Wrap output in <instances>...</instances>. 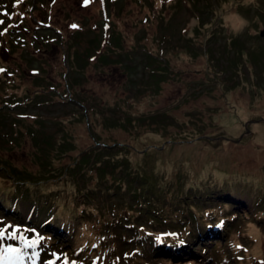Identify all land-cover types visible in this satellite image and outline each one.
I'll return each instance as SVG.
<instances>
[{"label":"trees","instance_id":"trees-1","mask_svg":"<svg viewBox=\"0 0 264 264\" xmlns=\"http://www.w3.org/2000/svg\"><path fill=\"white\" fill-rule=\"evenodd\" d=\"M77 1L84 3V0ZM120 1L122 6L117 14L115 1L106 4L109 15L115 19L111 20L110 42L95 60L86 58L84 63L74 64L71 72L75 75L70 84L64 77L67 68L63 57L67 53L68 65L79 59L74 41L80 32L72 25L82 24L69 14L67 7L73 8L72 0H20L19 4L15 0L0 1V20L3 21L0 23V69H4L0 72V213L8 216L12 224H22L20 203L34 207L35 223L29 222V227H40L47 245L58 238L61 243L64 238L72 240L73 244L66 252L69 259L76 253V259L70 260L80 264H91L98 258L101 245L116 225L123 234L120 239L128 243L126 250L135 253L130 260L134 264L147 263L148 255L144 251L153 247L156 237L160 236L162 241L170 238L163 235L168 230L205 228L207 234L220 238L215 249L223 245V240L231 247H237L240 237L233 230L226 232L225 223H235L239 217L246 221L249 219V231L252 226L263 231V226L250 221L248 212L242 216L232 212L231 197L222 194L233 191V182L229 180L228 183V172L223 171L221 182L215 180L216 173L205 172V176L195 178L192 172H181L176 182L166 171L160 172L164 166L167 171L170 167V162L163 157L165 145L161 147L143 141L146 137L152 140L157 128L166 126L164 123L174 124L175 117L168 112L164 113L162 120L150 113L130 116L128 109L123 110V117H106L101 110L103 107L106 111L108 106L101 104L104 103L101 98H93L92 89L86 87L88 61L95 63L94 71L104 72L110 65L118 63L121 56H127L129 51L139 46L147 50L142 60L146 69V75L144 70L141 75L143 89L153 85L155 92L160 91L159 85L174 75L170 66L173 56L164 59L161 55L165 61L159 58L157 44L161 38L158 37L157 26L172 19L179 0H166L157 8L155 15L153 7L156 5L153 3L157 0H150V3L148 0ZM187 1L199 19L193 31L194 37L188 42H196L195 39L202 36L204 42L209 43L225 28L222 17L219 20L217 14L213 17L214 12L208 8L211 15L201 17L207 12L208 0ZM233 1H236L238 10L244 7L243 0ZM97 4L100 16H104V3L100 1ZM170 10L172 13H167ZM247 10L254 11L250 25L255 33H246V42H238L237 37H227L225 52L227 55L233 52L234 55L227 59L228 67L232 72L239 71L242 65L249 67L250 72L253 68L264 72V43L259 42L261 32L256 33L259 24L264 22V0L262 7L252 10L247 6ZM224 14L230 13L226 11ZM229 16L230 20L233 17L234 23H239L237 15ZM153 18H156L154 23ZM5 24L9 29L3 26ZM45 28L53 32L50 35L37 34L36 29ZM135 29L140 31L138 37L134 34ZM68 41L71 44L67 46ZM125 43L127 47L123 48ZM172 46L177 48L174 45L170 48ZM17 50L25 51L33 61L28 59V64L21 65L23 57L19 55L21 59H18L14 56ZM210 51L207 48L205 52L210 55ZM50 54L62 58V62L57 65ZM112 55L118 58L111 59ZM8 56L11 57V65L6 61ZM33 62L38 64L34 67L37 73L28 67ZM25 72L30 77H26ZM27 81L34 87L31 94L25 85ZM19 89L26 90L24 96L17 94ZM66 95L68 100L65 102L74 101L77 107L71 113L73 116L53 123L57 141H46L40 134L37 112L31 115L30 111H36L45 101H62ZM73 95L78 97L74 100ZM94 102L101 108L96 109ZM122 102L123 99L119 103ZM85 103L91 106V110L81 112L78 107ZM150 127L152 130L147 133L151 135L142 137L145 132L141 131ZM120 132L126 133L128 138L118 137L116 134ZM196 134L194 131L188 137ZM83 137L88 144L80 147L76 139ZM188 137L181 140L173 137L165 143L189 145ZM27 144L30 148L24 152L36 164L35 172L25 167L18 169L10 157L16 150H24ZM65 158L68 159L64 162ZM238 188L249 195L252 192L254 203L260 202L264 191V185L248 188L241 184ZM107 211L113 217H109ZM259 211L264 214L263 208ZM243 228L246 230L243 236L253 239L251 232L247 233V228ZM255 235L260 240L255 258L264 260V245L259 231ZM155 261L175 264L173 259L163 257L155 258ZM260 263L264 264L263 261ZM185 264L198 262L193 260Z\"/></svg>","mask_w":264,"mask_h":264},{"label":"rangeland","instance_id":"rangeland-1","mask_svg":"<svg viewBox=\"0 0 264 264\" xmlns=\"http://www.w3.org/2000/svg\"><path fill=\"white\" fill-rule=\"evenodd\" d=\"M100 1L104 3L103 17L100 16L97 8V3ZM112 1L116 2L117 14L122 6L120 0H89L88 7H85V2L80 3L77 0H72V4H70L73 5V8L67 7L69 14L82 22L79 25L75 24L80 32V35L76 34L77 39L74 41L77 49L76 57L79 59L74 60L73 65L70 62L68 65L67 53L63 57L67 68L64 77L68 84L71 83L72 77L75 75L72 73L74 64L84 63L83 60L86 58L95 60L102 53L106 44L110 42L111 20L115 21V19L109 15L110 11L106 4ZM165 1H154L153 4L156 5L155 8L153 7L154 15L157 8L161 4H165ZM243 1L245 2L244 7L238 10L235 8L236 1L208 0L205 7L207 12L201 17L209 16L211 15L209 11H213V17L215 14H217L218 20L222 17L225 28L221 34L216 33L209 43L204 42L202 36L195 39L196 42L190 43L188 39L194 37L193 31L199 24V19L187 0H179L178 8L173 10L172 19L157 26L158 37L161 38L157 44L160 50L159 58L163 60L167 56L170 58L173 56L170 66L173 67L175 75L168 77L166 82L159 85L160 91L155 92L153 85H149L146 89L140 85L142 84L143 70L146 75V69L142 64L143 54L147 51L144 47L139 46L129 51L127 56H121L118 63L110 65L111 67L104 72L94 71L96 65L92 61H88L86 66L88 80L86 87L92 89L93 98L104 100V103L101 104L108 108L104 111L105 109L102 107L101 111L106 117H123L125 116L123 110L127 109L130 116L150 113L162 120L164 113L168 112L175 117L174 124L166 122L167 124L164 123L166 126L158 127L152 140L146 137L151 135L147 133L152 130L151 127L141 131L145 132V135L142 136L146 137L143 139L145 143L149 141L150 144H158L161 147L165 145L164 147H166L163 157L170 162V167L167 171L164 166L165 169L163 168L160 172L166 171L168 176L171 175V178L176 182L180 179L181 172V174L192 172L195 178L205 176V172L216 173L215 180L221 182L223 171H227L228 183L229 180L233 182V191L222 192V194L231 197L232 212L240 216L248 212L250 221L258 222L263 226V231L257 229L258 226H252L253 229L249 231L247 222L249 219L246 221L239 217L235 223H225L226 232L233 230L235 235L240 237L237 241L239 243L237 247H231L223 240V245L217 249L214 246L220 238L207 234L205 228L197 229L195 227L196 231L195 228L187 231L184 228L168 230L163 235H169L170 238L162 241L158 236L159 239L156 237L153 247L144 251L148 255L145 264H161L155 261V258L158 260L161 257L173 259L175 264H185L193 260H196L198 264H246V262L261 264L260 262H264L261 258H255L256 251L260 247V240L255 235L257 231H259L264 245V214L259 211L261 208L264 209V191L261 194L260 202L254 203L255 196L252 192L249 195L238 188L241 184L248 188L264 185V72L257 68H253V72H250L248 71L249 67L243 65L239 71L232 72L228 67L227 59L234 56L233 52L228 55L225 52L227 37H237L238 42L242 40L246 42L244 41L247 39L245 34L255 33L250 25L254 11L249 12L247 6H250L252 10L262 7L263 0ZM170 11L167 13H172V10ZM226 11L230 13L229 15H237L239 23H234L233 17L230 20L231 16H225L224 12ZM155 20L156 18H153L152 22L154 23ZM3 26L9 29L7 24ZM36 32L38 35H50L53 31L45 28L36 29ZM260 32H264V22L259 24L256 33ZM134 34L138 37L140 31L135 29ZM259 42L264 43V33ZM66 44L68 46L71 42L68 41ZM170 45L177 48L173 49V46L170 48ZM126 47L127 43L123 48ZM207 48L211 49L210 55L205 52ZM149 53L153 54L147 52V54ZM14 56L21 59V65L28 64L26 61L28 59L33 61V58H30L22 50H17ZM55 56L51 55V58L54 59ZM115 58L118 56H111V59ZM61 60L62 58L59 59V57L54 59L55 62L57 61V65L62 62ZM6 61L10 65L12 64L10 56L6 58ZM29 65L28 67L33 69V73L38 72L34 69L35 66H38L36 62ZM24 75L30 77L27 72ZM31 83L27 81L25 84L29 90L28 94L34 90ZM25 93V89H19L17 94L24 96ZM77 97L78 95H73L74 100ZM67 98L68 95L63 96L62 101H45L36 111H30L31 115H35L37 112L40 134H43L46 141L55 142L58 139L55 134L54 122L73 116L71 113L77 107V103L70 100L66 103ZM121 99L123 102L120 104ZM94 107L101 108L97 103L94 104ZM78 109L81 112H87L91 110V106L85 103ZM228 116L230 122H228ZM225 117L226 119H224ZM194 131L197 132V136L188 137ZM116 135L128 138L124 132ZM184 136L190 139L189 145H183L181 142L177 144L165 143L167 139L171 140L176 137L181 140ZM76 142L80 144V147L88 144L84 137L77 138ZM29 148L27 144L24 150H16L10 154V157L18 169L25 167L35 172L36 164L24 152ZM67 159L65 158L63 161L65 162ZM20 207L22 224H12L8 216L0 213V264H50V262L52 264H72L70 259H76V253L69 259L66 251L69 250L67 248L70 245L72 246L73 241L63 237L64 242L61 243L57 237L58 239L53 244L47 245L40 233L42 229L29 227V222H34L36 217L35 208L22 202ZM107 215L113 217L109 211H107ZM244 226L248 230L247 233L251 232L253 239L246 235L243 236L246 232ZM172 233L177 235H171ZM121 235L123 236L116 225V228L101 245L98 258H95L91 264H134V261L130 260L135 256V253L126 250L128 243L120 239ZM33 240L36 241L35 244L32 243ZM136 252H140V250H136ZM75 264L80 263L75 262Z\"/></svg>","mask_w":264,"mask_h":264},{"label":"snow or ice","instance_id":"snow-or-ice-1","mask_svg":"<svg viewBox=\"0 0 264 264\" xmlns=\"http://www.w3.org/2000/svg\"><path fill=\"white\" fill-rule=\"evenodd\" d=\"M15 2H16L17 4H19V3H20V0H15ZM84 2H85V4H87V3L89 2V0H84ZM0 23H3V21L0 20ZM72 27H77V25H72ZM5 31H6V30H5ZM2 71H4V69H0V72H2ZM34 71H35V70H34ZM171 235H177V234H176V233H172ZM158 239H159V237H158ZM32 243L35 244L36 241L33 240ZM13 251H15V249H13ZM50 264H52V262H50ZM72 264H75V262L73 261Z\"/></svg>","mask_w":264,"mask_h":264},{"label":"water","instance_id":"water-1","mask_svg":"<svg viewBox=\"0 0 264 264\" xmlns=\"http://www.w3.org/2000/svg\"><path fill=\"white\" fill-rule=\"evenodd\" d=\"M263 33H264V32H261V36H263Z\"/></svg>","mask_w":264,"mask_h":264},{"label":"bare ground","instance_id":"bare-ground-1","mask_svg":"<svg viewBox=\"0 0 264 264\" xmlns=\"http://www.w3.org/2000/svg\"><path fill=\"white\" fill-rule=\"evenodd\" d=\"M88 198V197H87ZM90 198V197H89Z\"/></svg>","mask_w":264,"mask_h":264}]
</instances>
